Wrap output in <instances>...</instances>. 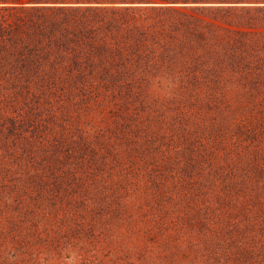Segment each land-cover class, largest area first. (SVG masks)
I'll return each instance as SVG.
<instances>
[{
    "label": "trees",
    "instance_id": "16d2710c",
    "mask_svg": "<svg viewBox=\"0 0 264 264\" xmlns=\"http://www.w3.org/2000/svg\"><path fill=\"white\" fill-rule=\"evenodd\" d=\"M0 264H264V0H0Z\"/></svg>",
    "mask_w": 264,
    "mask_h": 264
}]
</instances>
